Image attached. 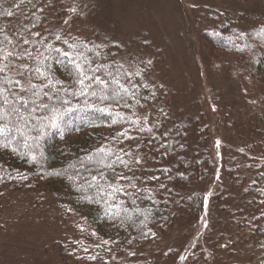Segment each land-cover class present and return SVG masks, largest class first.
<instances>
[{
    "label": "trees",
    "instance_id": "trees-1",
    "mask_svg": "<svg viewBox=\"0 0 264 264\" xmlns=\"http://www.w3.org/2000/svg\"><path fill=\"white\" fill-rule=\"evenodd\" d=\"M0 5L7 9L0 15V201L48 184L58 188L60 201L83 219L84 235L73 252L57 245L60 264H79L102 250L87 247L98 242L109 243L116 256L142 250L180 218L193 222L213 170L200 120L165 109L149 83L127 88L112 79L124 50L69 28L78 16L72 10L83 7L79 0ZM230 29L202 34L207 50L235 54L247 86H262L264 22L246 32ZM260 123L264 143V111ZM235 170L224 173L230 185ZM247 172L249 180L229 187L264 242V166ZM223 195L230 200L226 188ZM192 253L190 264H197L200 252Z\"/></svg>",
    "mask_w": 264,
    "mask_h": 264
},
{
    "label": "rangeland",
    "instance_id": "rangeland-1",
    "mask_svg": "<svg viewBox=\"0 0 264 264\" xmlns=\"http://www.w3.org/2000/svg\"><path fill=\"white\" fill-rule=\"evenodd\" d=\"M79 2L83 7L72 8L78 16L69 28L124 50L123 66L112 72V79L127 88L149 83L165 109L177 110L192 122L199 119L207 130L213 165L193 222L180 218L142 250L116 256L109 243L98 242L87 247L102 250L88 255L95 264H190L189 258L196 255L192 252H200L197 264L264 263V242L254 236L253 218L246 219L241 197L239 206L234 205L236 194L230 188L240 185L243 177L250 179L249 167L264 166V143H258L257 135L264 84L247 86L239 58L212 53L202 40V34L220 26L246 32L263 23L264 0ZM6 13L0 5V15ZM7 41L1 38L3 45ZM138 70L148 73L136 77ZM231 168H236L234 186L224 174ZM223 188L231 193L228 201L223 200L226 195L218 197ZM57 190L48 184L38 193L21 192L0 201V264H60L58 244L69 252L81 245L83 219L60 201Z\"/></svg>",
    "mask_w": 264,
    "mask_h": 264
}]
</instances>
